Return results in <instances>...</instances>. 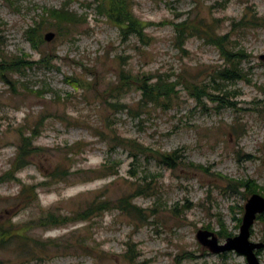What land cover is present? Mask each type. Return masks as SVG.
<instances>
[{
  "label": "rangeland",
  "instance_id": "obj_1",
  "mask_svg": "<svg viewBox=\"0 0 264 264\" xmlns=\"http://www.w3.org/2000/svg\"><path fill=\"white\" fill-rule=\"evenodd\" d=\"M62 6L76 14L77 27L65 36L46 26L32 46L26 27L44 9ZM132 12L147 23L141 38L121 36L94 0H0L4 55L36 61L46 53L51 60L6 73L8 83L0 79V176L20 135L32 134L37 150L15 178L38 192L37 201L16 207L19 184L0 180V222H34L50 208L71 215L95 200L125 197L140 209L110 207L87 220L32 227L38 240L71 245L22 263V245L9 244L0 251L9 264H247L235 251L211 252L196 232H213L223 243L238 234L250 191L264 198V0H132ZM180 23L185 32L196 28L182 48L174 31ZM47 32L54 33L48 41ZM218 37L237 63L236 78L215 77L231 68L213 44ZM120 69L138 82L121 87ZM158 78L175 82L174 91L167 99L152 93L155 104L145 103L140 80ZM113 135L126 144L116 146ZM134 143L147 149L137 159L129 151ZM173 151L172 167L157 158ZM104 163L113 168L101 177ZM139 186L145 192L136 194ZM249 231L251 242L264 244V213ZM131 244L136 254L128 261ZM254 252L264 264V247Z\"/></svg>",
  "mask_w": 264,
  "mask_h": 264
},
{
  "label": "trees",
  "instance_id": "obj_2",
  "mask_svg": "<svg viewBox=\"0 0 264 264\" xmlns=\"http://www.w3.org/2000/svg\"><path fill=\"white\" fill-rule=\"evenodd\" d=\"M95 2V10L98 14L104 15L108 21H110L118 31L120 35L123 37L133 35L135 37L141 38L144 35L145 27L147 23L142 22L140 19L135 17L132 12V0H94ZM78 17L76 14L71 12L67 7L62 6L59 9L55 8H46L43 10L41 14L38 15V19L34 20L30 26L26 27L24 31V35L26 40L32 44V46L36 47L37 43H40V33L44 27L49 26L52 29H55L60 35H69L72 28L75 29L78 25ZM183 24H175L174 31L176 34V39L182 38L179 42L180 48H182V44L186 39L188 34H191V29L196 31V28H193L191 25L188 26L190 30L186 31L184 29H179ZM185 28V27H184ZM224 37H218L216 40H213V44L217 45L221 55L225 58L226 61H230L231 68L223 69L216 71V79L221 80H229L236 78L234 76L236 72V64L229 60L231 55L228 50L221 43ZM2 42L0 40V79L5 83H8V79L6 77V73H18L24 74V71L30 69L33 64L35 65H49L51 60L46 53H41L42 57H40L36 61L28 60V56L19 55V56H5L1 46ZM151 78V76L145 77L146 80ZM138 78L134 77L130 74L129 71H125L123 69L119 70L118 73V83H121V87L130 86L136 84L138 82ZM146 80H140V86L138 89L142 91V98L145 103H153V98L151 94L153 93L156 98L161 94L167 99L168 94L174 91L175 82L168 81L167 79L158 78L157 81L149 84ZM66 82L72 85L74 88L78 85L76 78L66 77ZM144 82V83H143ZM215 82V79L213 80ZM82 85V84H81ZM79 85V87L81 86ZM78 87V86H77ZM212 86H210L211 88ZM196 89H201L200 87H196ZM193 87L192 95L197 96L196 89ZM220 91V89H217ZM31 91V90H29ZM38 95L41 96V93L37 91ZM199 93H202V96L209 95V92L205 90H201ZM199 100V97H197ZM37 127V126H36ZM35 127V128H36ZM23 131L20 130V134ZM34 136V135H33ZM31 137L26 136L25 134L20 135V143L16 148L15 157L9 163V168L6 170L1 176V181H16L19 184V190L15 198V206H26L27 203L31 201H37V187L33 184H27L21 182L19 179L15 178V173L24 168L28 163V158L32 156L33 152L37 149L31 144ZM115 141L116 146L125 145L126 142L121 138H115V135L111 137ZM70 149V148H69ZM130 154L131 157L137 159L139 156L144 155L146 148H144L140 143H134L131 147ZM178 157L174 151L171 153H163L157 152V158L159 161L166 165L167 167H172L175 162V158ZM113 168V165L103 164L101 168L97 169L98 175L105 176L108 175V171ZM64 175L62 171H56L55 174L52 175ZM146 188L139 186L136 194L145 192ZM255 190H251L253 193ZM96 202H92L87 207L82 210H76L71 213V215H61L56 213L55 209H47L43 216L38 218V220L32 222H13L8 220L6 222H0V251L4 250L5 247L9 244L22 245L21 251L22 254L19 258H24L22 263H27L33 260H40L45 258L47 254V248H59L67 247L71 245V242L68 239L65 240H48L41 241L37 238L33 237L30 233L32 227H58L70 221H83L87 220L94 213L105 211L110 207L118 208L120 210H124L127 213L139 212L140 209L135 207L131 200L128 198H121L116 201L110 202L109 200H95ZM226 237V236H225ZM80 244V240L78 241ZM136 251L133 248V245H128L127 251L124 253V256L128 261H132L135 257ZM11 261H7V259L0 257V264H9Z\"/></svg>",
  "mask_w": 264,
  "mask_h": 264
},
{
  "label": "water",
  "instance_id": "obj_3",
  "mask_svg": "<svg viewBox=\"0 0 264 264\" xmlns=\"http://www.w3.org/2000/svg\"><path fill=\"white\" fill-rule=\"evenodd\" d=\"M53 32L43 35L45 40L53 38ZM264 61V54L260 55ZM264 213V198L257 193H252L243 206V214L237 235L225 238L223 243H219L216 235L208 230L199 229L196 232L197 241L207 247L213 253L235 251L245 257L247 264H259L255 255V250L263 248L262 242H251L249 240L250 227L257 214Z\"/></svg>",
  "mask_w": 264,
  "mask_h": 264
}]
</instances>
